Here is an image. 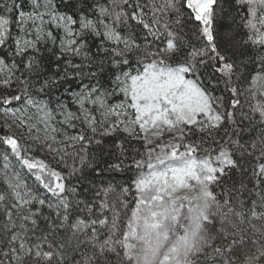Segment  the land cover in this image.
<instances>
[{
	"label": "snow or ice",
	"instance_id": "obj_1",
	"mask_svg": "<svg viewBox=\"0 0 264 264\" xmlns=\"http://www.w3.org/2000/svg\"><path fill=\"white\" fill-rule=\"evenodd\" d=\"M0 264H264V0H0Z\"/></svg>",
	"mask_w": 264,
	"mask_h": 264
}]
</instances>
